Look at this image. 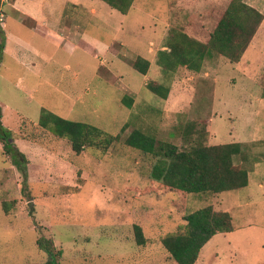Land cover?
I'll return each instance as SVG.
<instances>
[{
	"label": "rangeland",
	"instance_id": "374dc122",
	"mask_svg": "<svg viewBox=\"0 0 264 264\" xmlns=\"http://www.w3.org/2000/svg\"><path fill=\"white\" fill-rule=\"evenodd\" d=\"M245 1L264 16V0ZM13 2L0 0V116L25 158L17 165L0 139V264H47L41 235L62 250L59 264H178L162 239L209 205L232 215L233 230L214 235L196 264H264V18L239 61L207 57L196 72L165 69L159 51L174 30L207 43L231 0H134L126 14L103 0ZM138 57L150 61L146 74ZM43 108L120 138L77 154L39 125ZM135 129L181 149L241 142L234 160L249 183L168 191L149 177L151 155L126 143Z\"/></svg>",
	"mask_w": 264,
	"mask_h": 264
},
{
	"label": "trees",
	"instance_id": "16d2710c",
	"mask_svg": "<svg viewBox=\"0 0 264 264\" xmlns=\"http://www.w3.org/2000/svg\"><path fill=\"white\" fill-rule=\"evenodd\" d=\"M103 1L126 14L134 0ZM263 18V13L245 0H231L207 43L174 30L168 43L169 49L159 51L158 62L167 70L185 66L196 72L202 69L207 57L215 55L237 62L250 45ZM1 34L0 54L5 48V34ZM149 66L150 61L144 57H138L134 63V68L142 74L147 73ZM147 87L162 98H167L170 91L168 86L155 80L149 81ZM123 100L131 106L132 99ZM39 125L55 136L67 138L77 154L86 148L107 150L120 138L96 125L64 118L45 108L41 110ZM0 139L13 161L17 165L23 162L21 157L25 158V154L11 141L12 132L2 125L1 116ZM125 141L129 146L151 155L153 161L149 177L168 191L222 193L243 188L249 183L248 170L234 160L242 151L241 142L193 145L181 149L170 141L158 140L139 129L133 130ZM185 220L187 224L183 232L171 233L162 239L164 247L178 264H196L202 248L214 235L233 230L232 215L225 210H215L211 205L188 213ZM134 228L138 244H145L142 227L136 224ZM37 245L48 254L47 264H59L62 250L56 247L52 238L41 235Z\"/></svg>",
	"mask_w": 264,
	"mask_h": 264
},
{
	"label": "crops",
	"instance_id": "0c3cea01",
	"mask_svg": "<svg viewBox=\"0 0 264 264\" xmlns=\"http://www.w3.org/2000/svg\"><path fill=\"white\" fill-rule=\"evenodd\" d=\"M17 2H18V0H14V2L12 3V5H14V6H16L17 5ZM18 6V5H17ZM19 7V6H18ZM18 9H20V7L18 8ZM23 9V8H22ZM25 11H27V10H25ZM30 14V13H29ZM31 15V14H30ZM64 13L62 14V16H61V21L64 19ZM31 17H32V19H34L35 21H38L39 23H41V24H45V21H43V20H41V19H39V17L36 15V14H34V15H31ZM43 22V23H42ZM60 25V24H59ZM66 29L64 28V27H62L61 28V25H60V28H59V31L60 32H64ZM222 233V232H221ZM217 235V234H216ZM209 244V243H208ZM208 246V245H207ZM208 263H209V261H208Z\"/></svg>",
	"mask_w": 264,
	"mask_h": 264
},
{
	"label": "built area",
	"instance_id": "2783aa9c",
	"mask_svg": "<svg viewBox=\"0 0 264 264\" xmlns=\"http://www.w3.org/2000/svg\"><path fill=\"white\" fill-rule=\"evenodd\" d=\"M4 18H5V13L2 10V7H0V25L4 24Z\"/></svg>",
	"mask_w": 264,
	"mask_h": 264
},
{
	"label": "water",
	"instance_id": "95a60500",
	"mask_svg": "<svg viewBox=\"0 0 264 264\" xmlns=\"http://www.w3.org/2000/svg\"><path fill=\"white\" fill-rule=\"evenodd\" d=\"M31 209H33V202L30 203Z\"/></svg>",
	"mask_w": 264,
	"mask_h": 264
}]
</instances>
